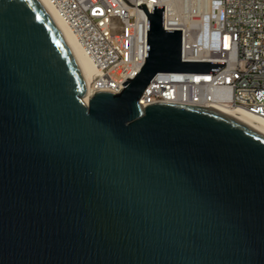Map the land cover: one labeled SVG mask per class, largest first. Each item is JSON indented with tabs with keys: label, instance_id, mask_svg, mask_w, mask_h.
Returning a JSON list of instances; mask_svg holds the SVG:
<instances>
[{
	"label": "water",
	"instance_id": "95a60500",
	"mask_svg": "<svg viewBox=\"0 0 264 264\" xmlns=\"http://www.w3.org/2000/svg\"><path fill=\"white\" fill-rule=\"evenodd\" d=\"M148 15L146 61L87 83L40 0H0V264H264V132L218 107L139 99L183 61Z\"/></svg>",
	"mask_w": 264,
	"mask_h": 264
},
{
	"label": "built area",
	"instance_id": "2783aa9c",
	"mask_svg": "<svg viewBox=\"0 0 264 264\" xmlns=\"http://www.w3.org/2000/svg\"><path fill=\"white\" fill-rule=\"evenodd\" d=\"M95 66L87 83L121 92L146 61L148 15L182 29L183 61H225L213 72L157 73L139 102L240 107L264 118V0H48ZM90 96V97H91Z\"/></svg>",
	"mask_w": 264,
	"mask_h": 264
},
{
	"label": "bare ground",
	"instance_id": "6f19581e",
	"mask_svg": "<svg viewBox=\"0 0 264 264\" xmlns=\"http://www.w3.org/2000/svg\"><path fill=\"white\" fill-rule=\"evenodd\" d=\"M40 1L49 11L52 18L54 19L59 29L61 30L62 34L64 35V38L66 39L71 51L73 52L74 56L76 57L79 63V66L85 77L86 83H88L95 71L94 64L92 63L91 59L87 56V54L83 50L81 44L79 43L71 27L57 14V12L53 8V6L49 3V1L48 0H40ZM90 96H91V92L87 91L84 97V101L86 103L89 102ZM217 110L229 116H232L238 120H241L264 132V118L263 117L255 115L240 107L221 106L220 108H217Z\"/></svg>",
	"mask_w": 264,
	"mask_h": 264
}]
</instances>
